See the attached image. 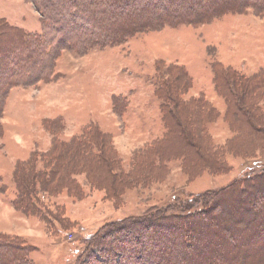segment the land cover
Instances as JSON below:
<instances>
[{
  "label": "rangeland",
  "instance_id": "rangeland-1",
  "mask_svg": "<svg viewBox=\"0 0 264 264\" xmlns=\"http://www.w3.org/2000/svg\"><path fill=\"white\" fill-rule=\"evenodd\" d=\"M169 2L160 0L165 11H169ZM195 2L203 3L202 0H180V6L193 10ZM132 3L137 5L133 6V12L158 6L151 0H134ZM33 6L27 0H0V21L7 20L31 37L43 36L41 17ZM46 47L47 44L42 42L41 48ZM65 49L56 60L55 71L49 79L60 75L58 82H42L27 89L13 88L11 91L16 89L14 99L8 101L10 91L3 101L6 107L0 111V178L7 188V194L0 195V233L17 237L34 249L31 260L35 264H76L88 239L99 231L109 232L113 223L138 219L160 209L177 210L201 194L225 189L236 182L235 188L241 191L247 185L255 188L240 179L251 174L254 166L257 171L264 168L263 143H258L260 140L254 137L251 140H256V144L250 147L249 135H242L232 119H225L227 105L215 88L212 66L219 62L241 76H261L260 71L264 70V16L261 13L248 8L242 14L229 13L205 25H180L141 33L120 47L95 48L83 57L77 55L79 51ZM52 50V46L48 47L45 54ZM46 58L49 60L43 57L45 65L42 68L47 74L50 66ZM159 62L165 65L161 73L156 71ZM170 66V72L165 71ZM175 66L186 68L192 79L190 87L188 82H176L178 71L173 69ZM18 80L24 82L20 77ZM170 80L177 83L175 92L179 89L184 92L180 99L183 105L187 104L185 109H197L194 100L204 98L220 113L210 119V123L205 120L201 123L202 133L196 135V143L188 147L179 135L175 138L170 135L163 122L161 111L168 103L163 101L160 93L157 96L156 91L166 90L164 85ZM114 97H125L126 103H118L119 108ZM244 104L252 106L253 111L255 107L264 111V95L254 97L252 102L248 99ZM224 108L222 113L220 110ZM58 115H64L71 122L61 118L64 122L61 139L70 133H82L89 124L102 128L109 135L115 158L122 163L126 174L131 172L136 155L142 156L151 148H157L161 159L153 153L156 171L149 179L142 178L144 182L140 185L125 190L123 203L118 205L113 199H107L104 191L92 190L85 175L79 176L77 179L86 193L82 200L73 201L64 192L43 202L59 221L52 217L48 224L27 218L12 206L16 197L13 170L17 162L27 161L34 151H50L54 139L42 124L44 119ZM82 125L85 127H80ZM23 140L26 146L21 144ZM43 142L48 147L46 151L41 148ZM27 147L32 150L29 157H26ZM209 155H212L211 159ZM13 158L18 160L12 162ZM210 162L212 166L207 165ZM65 218L68 224H64ZM70 223L73 228L68 227ZM251 241H246L249 248L244 249L245 253L250 257L262 256L264 239ZM217 243L219 247L223 244ZM100 251L95 250L99 260L103 259Z\"/></svg>",
  "mask_w": 264,
  "mask_h": 264
},
{
  "label": "trees",
  "instance_id": "trees-1",
  "mask_svg": "<svg viewBox=\"0 0 264 264\" xmlns=\"http://www.w3.org/2000/svg\"><path fill=\"white\" fill-rule=\"evenodd\" d=\"M27 1L34 4V10L41 17L43 36L31 37L7 20L0 21V111L6 107L3 101L11 89L58 82L60 75L49 79L65 48L79 51L77 55L83 57L95 48L120 47L137 34L180 25H205L229 13L242 14L248 8L264 16V0H202L201 5L197 2L192 5L193 10L181 7L180 0H170L169 11L160 5V0H151L158 6L144 12H133L134 0ZM42 42L47 44L45 49L41 48ZM51 46L53 50L46 55V49ZM43 57L49 58H46L50 66L47 74L42 68ZM163 68L165 65L159 62L156 71L161 73ZM171 68L165 71L170 72ZM173 69L178 71L176 82H188L190 87L192 79L186 68L175 66ZM212 69L215 88L227 105L225 119H232L242 135H249L250 147L256 144V140H251L255 137L264 148V111L258 107L253 111L252 106L244 104L248 99L252 102L254 97L264 95V70L260 71V77L259 74L248 77L219 62L214 63ZM17 77L24 82L16 81ZM176 82L167 81L166 90L157 89L156 94L160 93L168 103L161 111L166 130L174 138L179 135L188 147L202 133L201 123L204 120L210 123V119L220 113L204 98L194 100L197 109H185L187 104L183 105L180 99L184 92L180 89L175 92ZM114 102L124 105L126 98L114 97ZM63 124L61 118L43 120L44 130L54 139L52 148L47 153L34 151L27 161L15 165L12 176L16 197L12 206L27 218L48 224L49 218L57 220L43 202L64 192L73 201L82 200L86 193L77 179L79 176L85 175L92 190L104 191L106 198L118 205L123 203L125 190L140 185L144 182L142 178L147 180L156 171L153 153L161 159L157 148L151 146L142 156L136 155L131 172L126 174L122 163L115 158L109 135L99 126L89 124L80 135L65 141L61 139ZM256 169L254 166L251 174L240 179L255 188L247 185L241 191L235 188L236 182L225 189L201 194L177 210L160 209L138 219L113 223L109 232L99 231L88 239L76 264H231V260L232 264H264V251L258 257H250L244 251L249 248L246 241L264 239V168ZM6 194L7 188L0 178V195ZM249 201H253L252 205ZM64 220V224H68V219ZM71 223L69 228H73ZM216 241L222 242V246L215 244ZM96 249L101 250L103 259L95 257ZM211 250L212 255H209ZM33 253L34 249L17 237L0 233V264H35L31 260Z\"/></svg>",
  "mask_w": 264,
  "mask_h": 264
},
{
  "label": "crops",
  "instance_id": "crops-1",
  "mask_svg": "<svg viewBox=\"0 0 264 264\" xmlns=\"http://www.w3.org/2000/svg\"><path fill=\"white\" fill-rule=\"evenodd\" d=\"M14 91H16V89L14 90ZM14 91L12 90L11 91V93H10V95H9V98H8V101H11L12 102V98H13V96H14ZM125 96V95H124ZM125 98V97H124ZM14 99V98H13ZM128 102L131 104V99L130 100H128ZM130 104H129V107H130ZM8 107H9V104H7V109H8ZM224 110H225V108L224 109H221L220 111L223 113L224 112ZM62 117H64L66 120V122L67 123H71L69 120H67V118L64 116V115H58V116H56V117H53V118H47V119H56V118H62ZM45 120V119H44ZM80 127H85V126H80ZM102 129V128H101ZM68 131H69V128H68ZM81 131H82V129H81ZM67 132V131H66ZM80 134H81V132H80ZM80 134H77V135H72L71 133L70 134H68V135H65V138L63 139V140H65V141H69V140H71L73 137H75V136H78V135H80ZM127 134V133H126ZM51 141V140H50ZM23 146H26L25 145V143H24V140L22 141V143H21ZM41 145H42V147L41 148H43L44 149V151H46L47 149H48V147L47 146H45V143L43 142V143H41ZM27 152H26V157H29V155H30V153L32 152V150H30L29 149V147H27V150H26ZM43 151V150H42ZM23 159V158H22ZM18 159H16V158H13V161L12 162H16ZM14 171V170H13ZM29 220V219H28Z\"/></svg>",
  "mask_w": 264,
  "mask_h": 264
}]
</instances>
